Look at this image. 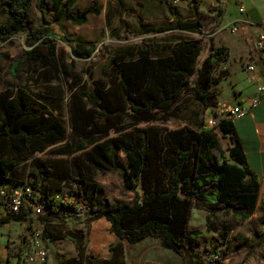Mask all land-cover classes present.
<instances>
[{"label": "trees", "instance_id": "16d2710c", "mask_svg": "<svg viewBox=\"0 0 264 264\" xmlns=\"http://www.w3.org/2000/svg\"><path fill=\"white\" fill-rule=\"evenodd\" d=\"M160 1L168 7L172 22L155 25L136 16L141 30L125 27L113 29L111 35L129 39L178 29L200 37L162 45L155 56L152 47L146 44L127 47L124 54L112 59L109 86L96 87L93 94L86 83L77 88L80 78L75 76L69 103L72 134L89 144L80 147L82 152L72 159L49 160L35 156L34 152L63 140L65 131L49 106L32 93L31 77L46 64L59 72L57 41L69 46L75 59L86 60L95 53V41L67 34L60 25L66 20L82 25L89 14H99L101 6L96 0L84 8L76 5L77 0H0L5 14L0 20V42L11 43L17 34L23 33L28 47L23 58L12 59L9 65L12 76L26 75L24 84L0 88V141H8L13 151L29 153V161L21 164L5 156L0 143V187L6 185L2 197L5 213L0 216V228L10 222L38 219L43 228L42 238H50V229L64 217L50 201H45V211L36 217L30 212L35 205L42 206V198L66 182L76 187L71 190L74 201L70 206L77 211L76 202L82 201L84 193L92 188V205L86 208L89 224L105 218L117 237L109 247L110 257L96 258L97 264H127V245L150 236L160 238L164 248L189 258L195 240L203 234L187 226L192 208H199L200 201L207 204L209 223L217 219L218 212L231 211L238 220L247 221L259 211L264 234V193L259 197L260 180L249 167L234 119L219 118L217 112H212V117L218 119L215 126L198 124L193 129L184 125L171 130L155 125L140 126L142 122L157 119L160 113L169 112L187 92L201 108L213 110L218 104L216 85L230 75L227 69L216 73L220 62L229 58L227 48L215 46L213 37L224 10L215 7L218 11L205 23L198 17L197 0H192L195 15L190 19L176 16V6L170 0ZM34 6L41 16L38 24L32 17ZM107 18L108 24L111 23L109 13ZM204 52L208 54L203 58ZM5 57L0 52V82L1 62ZM38 94L61 99L55 94ZM111 132L116 135L111 136ZM219 133L228 139L225 149L220 145ZM120 152L126 155L128 168L117 162ZM73 153V144H70L66 154ZM111 171L122 174L128 189L139 186L141 194L131 202L101 200V188L94 175ZM22 184H30L32 188L29 200L33 207L28 211L22 207L16 212L11 208L14 190ZM83 210L82 206L78 212ZM64 237L74 243L78 260L90 259L81 231L67 230ZM99 238V233L94 234L93 243ZM219 244L229 246L226 235L220 237ZM218 247L214 246L213 250L222 256L223 250ZM22 264H28L27 260Z\"/></svg>", "mask_w": 264, "mask_h": 264}, {"label": "rangeland", "instance_id": "374dc122", "mask_svg": "<svg viewBox=\"0 0 264 264\" xmlns=\"http://www.w3.org/2000/svg\"><path fill=\"white\" fill-rule=\"evenodd\" d=\"M87 1L88 0H81L79 5L85 7ZM96 1L101 8L104 7V9L102 12L100 11L99 14L91 15L85 24L75 25L71 22H65V27L60 25V28H63V31L67 34L73 36L80 35L86 39L95 41L97 46L95 53L86 60L75 59L71 54L69 46L61 41H57L56 45L60 61L59 72L53 70L46 64L37 75L31 77L30 86L32 93L49 106L50 112L55 115L65 131V138L63 140L43 150H36L34 152L35 156L42 159L53 160L62 157L65 159H72L82 152L80 147H88L89 142L87 140L80 141L72 134L69 103L72 92L71 85L74 84L72 82H74L73 78L75 76L80 78V82L76 87L78 88L86 83L90 94H93L96 87L107 88L109 86L108 74L111 70L112 59L116 55L124 54L127 47L146 44L152 47V54L155 56L158 55L159 48L167 44V41L200 37L199 34L191 32H174L173 34H169L170 36H168V34H148L146 37L136 35L129 39L114 38L111 35L113 29L124 30L125 27H129L136 30L135 27L138 25L136 16H143L140 10L144 6L145 1L148 0ZM208 2L209 0H199L198 7L204 10V13L199 15L201 21L209 22L210 17H212L211 15L218 11V8L215 7L222 8L225 16L221 26L216 33L213 34L215 38L214 44L217 45L222 41V44L225 42L230 46L231 52L227 46H224L229 51V54L239 52L244 48L242 44L238 43L241 40V34H232L227 28V25H225L227 21L244 16L239 11L237 1L223 0V2H221L220 0H215L214 10L210 8L211 6ZM252 7H255V14L258 16L259 13L264 10L260 2L253 3ZM189 8L191 9V5H189ZM107 9L109 11L108 13H110L109 15L113 17L109 24L107 18L108 13L105 17L104 12V10ZM4 18L5 14L2 12L0 5V20ZM158 23V21H155L153 24L156 25ZM161 23L164 22L162 21ZM60 28L59 26L55 27L57 32H60ZM24 39V34L19 33L12 39L11 43L0 42V52L6 54V57L1 62L2 78L0 88L6 85H23L26 81V75L24 73H20L16 77L9 73L11 60L23 58L24 50L28 48L24 43ZM249 40L248 45L252 52L254 49L252 46L253 38ZM207 54L208 53L204 52L202 57L204 58ZM242 65H244V62H242L240 66ZM223 69H227L229 72L235 70L232 66L230 55L226 61L220 62L216 68V73ZM236 73L241 83H247V81H249L247 74L240 70V67L237 69ZM229 85L228 79L216 85L219 90L218 104L213 110L201 108L193 96L187 92L179 103L169 112L160 113L157 119L149 122H142L140 126L155 125L170 130L180 128L184 125L193 129H197L198 124L210 126L209 119L213 118L212 112H217L219 116V108L224 104L227 105L223 97L229 96ZM43 92L55 94L61 99L54 100L42 97L41 95L39 96L38 93ZM197 113L198 117L196 119L195 114ZM220 117L223 116L220 115ZM110 135L115 136L116 133L111 132ZM219 139L222 149H225L228 139L223 137L220 133ZM0 143L3 147L2 151L5 156L13 157L21 164L29 161V158H27L29 157V153H27V151H18L17 149L13 151L14 149L11 150V144L5 140H1ZM70 144H73L74 153L67 155L66 152ZM117 162L122 167L128 168L127 158L123 152L118 154ZM84 170L88 171L86 167H84ZM94 180L98 182L101 188L100 199L103 201L107 200L111 203L118 201L131 202L141 194L139 186L133 190L128 189L125 186L122 174L118 171L107 173L97 172L94 175ZM22 186L24 185L22 184ZM19 187H21V185H16L15 189H19ZM5 188V184L0 187V216L5 213V209L2 205V197ZM74 188L76 187L63 182L60 188L55 189L50 196L42 198V212L46 209L45 201H50L59 214L64 217L63 220L56 221L54 227L50 229V238L43 239L40 234L41 243L48 251V259L45 264H97L94 260L104 251L103 250L101 253L98 250V244L101 240L104 242L105 239H101L100 237L96 244L93 243V236L97 233L92 229V226H90L86 218V208L92 205V188H89L88 191L84 193L82 201L76 202V204L84 207V212H78L70 206L72 201L69 200V197L71 195V190ZM79 190H83V187L79 186ZM198 205L200 206L199 208H192L187 226L189 229L200 230L203 234L195 240V248H192L189 258H186L184 253L180 254L164 248L160 243V238L150 236L141 243L130 246L127 245V264H264V234L262 225L259 221V211H256L247 221L238 220L231 211L218 212L217 219L209 223L207 219V204L200 201ZM22 207L28 211L30 207H33L31 200H24ZM30 214L36 217L33 209ZM34 228L39 229L42 233L43 228L40 226V221L38 219L32 220V223L29 221L25 223L10 222L0 228L1 263L22 264L24 260H28L33 249L32 238ZM67 230L82 232L84 237L83 242L86 245L85 249L88 253V257H90L89 260H78V250L74 243L64 237ZM109 231H111V229H109L108 232ZM222 235H226L229 246L219 244V239ZM217 245H219V250H223L222 256H217L213 250V247ZM105 250L107 251V248Z\"/></svg>", "mask_w": 264, "mask_h": 264}, {"label": "crops", "instance_id": "0c3cea01", "mask_svg": "<svg viewBox=\"0 0 264 264\" xmlns=\"http://www.w3.org/2000/svg\"><path fill=\"white\" fill-rule=\"evenodd\" d=\"M81 0H77L76 5L80 8H84L79 5V2ZM93 0H88L86 3L88 6ZM198 5L199 6V0ZM223 2V0H220ZM237 4L243 5L245 8L244 12H241L244 16L240 18H236L230 21H227L225 25H228L232 22H237L239 24V32L241 34V40L238 42L239 44L243 45V49L240 50L237 53L229 54L230 60L232 61V66L235 68V70H232L230 72V75L225 79L229 81L230 85V93L229 96L223 97L226 100L227 105H234L236 103H243L248 106L251 99L258 95L257 92V85L256 83H252L250 81H247V83H241L239 76L237 75L236 71L237 69L245 72V67L247 64H254L255 65V72L260 78V81L264 83V49L257 50L254 47V40L257 36V33L260 32L263 27L262 23L264 21V10L259 13V16L256 15V9L255 7H252L253 3L260 2L262 3V6L264 7V0H236ZM192 0H179L177 3H175L176 6V16L180 17L181 19H190L194 17V11L192 9L193 2ZM215 0H209L210 8L215 7L214 4ZM189 5H191V9L189 8ZM85 6V7H86ZM104 7L101 8V12L103 11ZM199 15H202L204 13V10L200 9L198 7ZM105 17L107 13L109 12L108 9L104 10ZM140 12L143 16L137 15L147 21H150L151 23H154L155 21H158L160 24H168L172 22L173 17L171 13L168 10V7L161 2L160 0H148L145 1L144 6L141 8ZM110 14V13H109ZM213 14V13H212ZM93 15V13L88 15V20L90 16ZM186 15V16H183ZM214 15V14H213ZM213 15H211L213 17ZM110 16V19L112 21V16ZM32 17L34 19L35 24H38L40 22V14L38 13L37 9L32 7ZM199 17V16H198ZM210 17V20L212 19ZM224 15L221 18V24L224 21ZM87 20V21H88ZM164 23H161V22ZM65 22H71L69 20H66L62 22V26L65 27ZM203 22V21H202ZM72 23V22H71ZM206 23V22H205ZM73 24V23H72ZM85 24V23H84ZM83 25V24H82ZM218 27V28H219ZM217 28V30H218ZM137 31L141 30V27L139 24L137 27H135ZM216 30V31H217ZM215 31V33H216ZM174 32H186L181 30H170L162 33H147V34H141V36H148V34H173ZM214 33V34H215ZM237 33V34H238ZM80 36V35H76ZM173 36V35H171ZM83 37V36H81ZM85 38V37H83ZM253 38L252 46L254 47L253 51L249 49V39ZM86 39V38H85ZM215 39V38H214ZM89 40V39H88ZM178 40V39H176ZM174 40V41H176ZM172 40L167 41V44L174 42ZM218 43L215 46H227L230 49V46L224 42V44ZM255 50V51H254ZM238 56V57H237ZM244 62V65L240 66L241 63ZM246 73V72H245ZM223 80V81H225ZM236 129L238 132V135L240 137V140L242 142V145L244 147V152L246 155L247 162L249 164V167L251 170H253L259 177L260 180V191H259V197L264 193V99L261 100L260 104L254 108H251L248 110L244 115H242L239 118L234 119ZM253 216V215H252ZM251 216V217H252ZM90 226H92V229L96 231V233L100 234L101 239H105L100 241L99 245V251L102 253L101 255H98L100 258H109L110 257V251L109 247L111 244L115 243L117 240L116 235L108 230L111 227V223L107 221L105 218H100L98 220H95L90 223ZM149 238V237H148ZM147 239V238H146ZM145 239V240H146ZM143 240V241H145ZM141 241V242H143ZM139 242V243H141ZM138 244V243H137ZM105 245L107 248V251L105 250Z\"/></svg>", "mask_w": 264, "mask_h": 264}, {"label": "built area", "instance_id": "2783aa9c", "mask_svg": "<svg viewBox=\"0 0 264 264\" xmlns=\"http://www.w3.org/2000/svg\"><path fill=\"white\" fill-rule=\"evenodd\" d=\"M172 3H177L179 0H170ZM239 11L244 12L245 8L243 5L239 6ZM263 29L257 33V36L254 40V47L257 50L264 49V21L262 23ZM227 28L232 34H237L239 32V24L237 22H232L227 25ZM254 64H247L245 67V72L247 74V78L250 82L256 83L258 95L253 97L249 102L248 106L243 103H236L234 105H222L219 108V118H232L236 119L244 115L248 110L258 106L262 99H264V83L260 81L259 76L255 72ZM222 115L223 117H220ZM225 115V116H224ZM218 119L210 118L209 124L210 126H215L217 124ZM32 195V188L29 185H25L20 187L19 189L14 190V200L11 205L13 211H20L23 205L24 200H29V197ZM70 201H74V197H69ZM78 211H82V206L77 204ZM33 212L35 215H38L42 212V206L37 204L33 208ZM30 222V221H29ZM32 223V221L30 222ZM41 226V225H40ZM41 231L37 228L33 229V238H32V253L28 257V264H45L48 259V251L46 247L41 243L40 240Z\"/></svg>", "mask_w": 264, "mask_h": 264}]
</instances>
